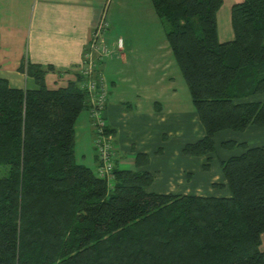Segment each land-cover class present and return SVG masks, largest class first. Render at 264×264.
<instances>
[{
  "label": "trees",
  "instance_id": "obj_1",
  "mask_svg": "<svg viewBox=\"0 0 264 264\" xmlns=\"http://www.w3.org/2000/svg\"><path fill=\"white\" fill-rule=\"evenodd\" d=\"M151 3L205 129L183 154H210L216 132L264 126V100L238 101L264 92V0L232 4L224 42L223 0ZM19 69L34 87L0 77V264H264V146L219 162L229 196L149 192L151 172L116 165L108 182L75 158L89 106L81 76L53 89L41 65Z\"/></svg>",
  "mask_w": 264,
  "mask_h": 264
},
{
  "label": "crops",
  "instance_id": "obj_2",
  "mask_svg": "<svg viewBox=\"0 0 264 264\" xmlns=\"http://www.w3.org/2000/svg\"><path fill=\"white\" fill-rule=\"evenodd\" d=\"M238 1L223 0L217 12L220 42L234 37L230 10ZM101 18L108 25L106 46L113 51L99 69L108 92L103 116L115 130L116 167L151 172L153 181L146 187L149 192L229 196L219 162L241 154L245 147L264 146V126L216 132L213 152L183 154V146L203 137L205 129L187 85H158L155 59L158 61L156 54L161 49L150 43L157 41L159 19L151 0H0V77L13 87L32 88L33 79L19 66L35 63L46 71L48 88L66 86L77 78V65ZM152 56L153 65L138 62ZM261 100L264 92L238 101ZM93 135L90 113L82 110L75 122V158L92 170L97 165ZM228 140L244 145L223 147L222 142ZM138 152L149 155V162L139 167L135 164Z\"/></svg>",
  "mask_w": 264,
  "mask_h": 264
},
{
  "label": "built area",
  "instance_id": "obj_3",
  "mask_svg": "<svg viewBox=\"0 0 264 264\" xmlns=\"http://www.w3.org/2000/svg\"><path fill=\"white\" fill-rule=\"evenodd\" d=\"M107 23L103 18L99 20L92 37L85 48L81 63L77 65L78 74L81 79L78 81L79 88L86 91L89 98L88 111L93 127V147L97 157V165L94 172L111 182L114 178L115 159L113 148V135L105 132L107 126L103 112L107 103L108 92L105 86L104 77L99 69L104 57L111 56L106 43L101 38L106 30ZM121 40L118 41V47Z\"/></svg>",
  "mask_w": 264,
  "mask_h": 264
},
{
  "label": "rangeland",
  "instance_id": "obj_4",
  "mask_svg": "<svg viewBox=\"0 0 264 264\" xmlns=\"http://www.w3.org/2000/svg\"><path fill=\"white\" fill-rule=\"evenodd\" d=\"M157 29H156V42H152L150 43L151 45H158V47H160V51L156 54V71H155V75L156 78L158 80V85L160 87V85H186V82L178 68V65L175 62V59L172 55V52L168 46L166 37H165V30H164V26L162 25V23L158 20L157 22ZM107 26H106V30H107ZM114 36L116 37L117 34H115L114 32ZM105 34L103 33V35L101 36V38L105 41ZM108 49L110 50V48L108 47ZM112 50V49H111ZM106 58V57H104ZM103 58V59H104ZM135 61V59L133 60ZM154 59L153 56L148 59V57L146 58H140L138 59V62H140L142 65H146L148 64V66L153 65L154 64ZM174 77V78H173ZM161 92V91H160ZM182 92L181 87H179V94ZM189 99L191 101L190 95H189Z\"/></svg>",
  "mask_w": 264,
  "mask_h": 264
}]
</instances>
